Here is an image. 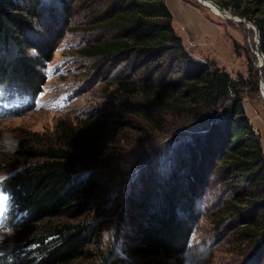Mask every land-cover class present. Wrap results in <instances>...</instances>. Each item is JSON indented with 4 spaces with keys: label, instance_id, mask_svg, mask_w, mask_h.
<instances>
[{
    "label": "trees",
    "instance_id": "obj_1",
    "mask_svg": "<svg viewBox=\"0 0 264 264\" xmlns=\"http://www.w3.org/2000/svg\"><path fill=\"white\" fill-rule=\"evenodd\" d=\"M213 1L255 22L264 53V0ZM80 2L87 15L76 29L72 16ZM173 21L167 0H0L1 101L36 102L68 31L83 28L92 36L82 53L96 68L109 63L120 71L107 91L115 109L61 119L51 141L7 154L23 161L0 189L13 224L30 229L26 245L33 247L27 256L15 255L19 264H187L212 177L223 190L216 215L230 219L234 239L245 247L244 264H264V150L244 108L242 77L194 58ZM152 68L155 78L136 76ZM169 70L177 77L162 79ZM122 113L158 131H194L180 150L153 156L141 168L125 194L127 225L105 249L90 218L102 183L88 170L112 155Z\"/></svg>",
    "mask_w": 264,
    "mask_h": 264
},
{
    "label": "rangeland",
    "instance_id": "obj_2",
    "mask_svg": "<svg viewBox=\"0 0 264 264\" xmlns=\"http://www.w3.org/2000/svg\"><path fill=\"white\" fill-rule=\"evenodd\" d=\"M178 2L179 9L184 7V10L177 8L173 26L182 36L185 50L201 62H215L234 79L242 77L240 82L246 112L253 109L264 118V88L261 85L264 81V63H261L260 37L256 29L247 28L246 23L239 22L237 18L227 19L215 14L200 0ZM86 8V3L80 2L73 11L74 28L84 26ZM223 11L243 17L230 9ZM249 21L255 25L253 20ZM91 37L83 28L68 31L45 69L48 82L36 102L26 100L19 106L14 102L6 110L0 111V182L23 161L9 160V152L22 145L51 141L54 128L61 119L73 122L91 113L102 115L116 108L114 96L107 91L108 84L120 72L119 68L113 69L115 67L109 63L96 68L97 62L83 55L82 50ZM155 69L138 72L136 76L155 78ZM175 72L169 70L161 78H176ZM120 120L123 123H118L120 128L117 133H120L117 134V142L112 145V155L97 159L88 170L102 183L96 198L98 211L90 218L97 220L99 241L105 249L118 243L121 228L127 225L122 220V214L127 212L128 197L125 194L141 168L153 156L167 157L174 150H180L185 136L194 131H169V128L158 131L142 119L126 113H122ZM127 121L132 126L124 123ZM194 126L196 130L200 127L196 123ZM253 126L261 134L260 129ZM222 192L219 181L212 177L210 190L201 205L202 217L188 246L187 264H244L247 260L245 253H242L245 248L243 243L234 239L235 229L230 219L223 221L216 215L217 196ZM229 192L224 195L226 203ZM29 233V228L15 226L11 214H7L0 225V264L21 263L14 257L16 254L27 256L26 253L32 250V246L26 245Z\"/></svg>",
    "mask_w": 264,
    "mask_h": 264
},
{
    "label": "crops",
    "instance_id": "obj_3",
    "mask_svg": "<svg viewBox=\"0 0 264 264\" xmlns=\"http://www.w3.org/2000/svg\"><path fill=\"white\" fill-rule=\"evenodd\" d=\"M167 3L169 5L171 11L173 12L174 16H176L177 8L179 11H181V9L184 10V7H181L179 9V7L177 5V4H179L178 0H167ZM247 114L250 117L253 124L255 125V127L259 128L261 131V134H262L261 140H262V145H263V149H264V118L261 117L258 114V112L253 110V109L248 111Z\"/></svg>",
    "mask_w": 264,
    "mask_h": 264
},
{
    "label": "water",
    "instance_id": "obj_4",
    "mask_svg": "<svg viewBox=\"0 0 264 264\" xmlns=\"http://www.w3.org/2000/svg\"><path fill=\"white\" fill-rule=\"evenodd\" d=\"M200 1L203 2L206 6H208L211 9L212 8H216V9H219L220 11H223V9L219 5H217L213 0H200ZM223 17H225L227 19H232V17H235V15L232 14L231 17H230L226 13H224L223 14ZM236 18H238V21L239 22H242V23H247V22L248 23H251L247 18L237 17V16H236ZM254 26H255V29H256V31L258 33V37H260V32H259V29H258L257 25L255 24ZM260 53L262 55V60H261L262 62L261 63L263 64L264 63V53L262 52L261 48H260ZM262 64H260L259 67H261ZM261 85L264 88V81H262ZM263 96H264V91H263Z\"/></svg>",
    "mask_w": 264,
    "mask_h": 264
},
{
    "label": "bare ground",
    "instance_id": "obj_5",
    "mask_svg": "<svg viewBox=\"0 0 264 264\" xmlns=\"http://www.w3.org/2000/svg\"><path fill=\"white\" fill-rule=\"evenodd\" d=\"M212 11L215 13V14H217V15H222L223 16V14H224V11H220L219 9H216V8H212ZM228 16H230L231 17V15L232 14H227ZM234 18H236V17H234ZM237 20H238V18H237ZM246 26H247V28H249V29H255V26L252 24V23H246Z\"/></svg>",
    "mask_w": 264,
    "mask_h": 264
}]
</instances>
